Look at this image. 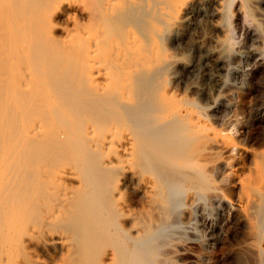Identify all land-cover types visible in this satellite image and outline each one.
<instances>
[{"label": "bare ground", "instance_id": "1", "mask_svg": "<svg viewBox=\"0 0 264 264\" xmlns=\"http://www.w3.org/2000/svg\"><path fill=\"white\" fill-rule=\"evenodd\" d=\"M75 1L0 0V264H177L227 224L264 264V135L214 93L264 60V0Z\"/></svg>", "mask_w": 264, "mask_h": 264}, {"label": "rangeland", "instance_id": "2", "mask_svg": "<svg viewBox=\"0 0 264 264\" xmlns=\"http://www.w3.org/2000/svg\"><path fill=\"white\" fill-rule=\"evenodd\" d=\"M73 1H75V0H73ZM75 3H76V1H75ZM64 16H65L64 14L58 13L54 17V22L56 23V26L59 27L61 25L67 24V20ZM263 25H264V23H263ZM263 25L261 24L262 32L264 31ZM58 27L54 28V30H53L55 35L61 34ZM263 42H264V38H263ZM176 43H178V44L175 45ZM170 46L172 47V49L176 50L177 52L179 51V53H181L186 60H188V58H189V62H190V66L188 68H184L183 70L182 69L179 70V71H181L180 72L181 73V79L178 80L177 86L181 87V89L186 88L188 93L190 95H192L195 99L197 98L199 101H201L204 104H209L211 102L210 98L208 96L206 97L204 94H201V92L199 90H197L194 87L192 88V86H195L196 84L197 85L200 84L199 86L206 87L207 83L209 84V85L207 84V87L214 86L213 80H211V79L209 80L208 76H207L208 70H209V68L211 69V66L204 63V61H201L202 60V54L201 53L196 55V53L190 48V39L189 38H187L183 41L174 42V43L170 44ZM183 50H184V52H183ZM251 62L247 61V60H241L238 63V67L240 66L239 69H240L241 73H238V74L226 73L225 74L226 79L231 85L229 84L228 86H223L224 89H222V87H217L215 89L214 93L216 92L215 94H222V95L227 94V93L230 94L228 99L233 101L234 108L232 111H229L228 113L229 114H235V116L238 117L239 122L237 123L238 124L237 126H240L239 124H243V123H247L249 125V127L251 128V136H249L247 142L250 145L258 146V140L260 139V137H262L264 135V120H253L252 116H253V112L255 109L254 107H255L256 102H258L260 99H262L264 97V66H263L264 60L259 62L260 64L258 62H255V61H251ZM253 62H255V63H253ZM257 65H259V66H257ZM190 67H192V68H190ZM196 67H197V69H196ZM250 70H252V71H250ZM187 72H188V74H187ZM185 74H187V75L185 76ZM188 80L189 81L191 80V81L189 82ZM205 82H207V83H205ZM231 86H232L233 90L231 89ZM229 88L232 91L229 90ZM227 97H228V94H227ZM224 228H225L224 229L225 231L221 235L222 236V237H220L221 239L219 238L220 242L218 243V246H206V247L205 246L204 247L203 246H198V247L197 246H195V247L194 246H191V247L187 246L189 251L186 250L188 252H186V251H185L186 253L183 252L184 255H183V253L182 254L180 253L182 258L179 255L177 264H244V263H246V255L244 254L243 251H241L239 246H228L227 236L229 235V232L232 229V226H228V224H227L224 226ZM187 247H186V249H187ZM201 252L208 254V257L201 258L199 256V254ZM195 257H197V258H195Z\"/></svg>", "mask_w": 264, "mask_h": 264}]
</instances>
